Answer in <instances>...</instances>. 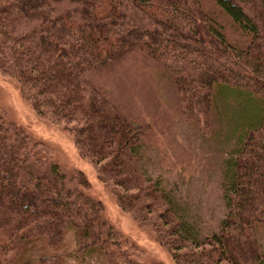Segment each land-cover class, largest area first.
Segmentation results:
<instances>
[{"label":"trees","instance_id":"1","mask_svg":"<svg viewBox=\"0 0 264 264\" xmlns=\"http://www.w3.org/2000/svg\"><path fill=\"white\" fill-rule=\"evenodd\" d=\"M133 53L157 65L187 123L230 149L226 213L202 239L141 169L147 126L100 85ZM0 73L71 135L120 209L155 230L176 264H264V0H0ZM41 147L0 115V264H65L69 233L78 255L133 264L83 174L37 157ZM32 161L43 170L22 180Z\"/></svg>","mask_w":264,"mask_h":264},{"label":"rangeland","instance_id":"2","mask_svg":"<svg viewBox=\"0 0 264 264\" xmlns=\"http://www.w3.org/2000/svg\"><path fill=\"white\" fill-rule=\"evenodd\" d=\"M159 70L143 55L133 53L99 81L110 99L147 126L138 152L141 169L169 197L191 233L202 239L219 229L226 213L223 161L227 157L224 153L230 149H220L210 130L189 124L181 117L172 94L164 89ZM0 115L42 146L37 157L57 163L67 173L83 174L88 182L85 192L101 204V214L117 233L127 261L176 264L155 230L120 209L111 189L101 182L93 164L79 153L71 135L61 125L38 116L17 83L1 73ZM41 170L32 161L21 178L25 180L28 171L38 174ZM259 243L264 252V230L259 231ZM76 250V239L69 233L61 251L65 264H105L97 254L81 256ZM40 252L41 244H36L30 255L35 257ZM113 263L119 264L114 259Z\"/></svg>","mask_w":264,"mask_h":264}]
</instances>
